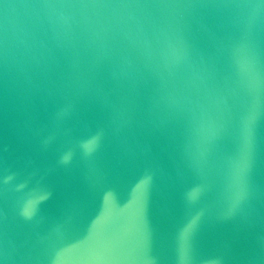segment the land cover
I'll return each mask as SVG.
<instances>
[{
    "label": "water",
    "instance_id": "water-1",
    "mask_svg": "<svg viewBox=\"0 0 264 264\" xmlns=\"http://www.w3.org/2000/svg\"><path fill=\"white\" fill-rule=\"evenodd\" d=\"M0 264H264V0H0Z\"/></svg>",
    "mask_w": 264,
    "mask_h": 264
}]
</instances>
